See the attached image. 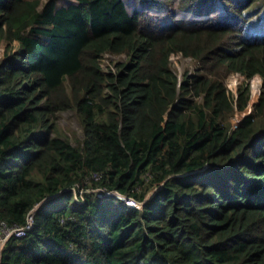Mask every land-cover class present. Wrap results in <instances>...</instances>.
<instances>
[{
  "label": "trees",
  "instance_id": "1",
  "mask_svg": "<svg viewBox=\"0 0 264 264\" xmlns=\"http://www.w3.org/2000/svg\"><path fill=\"white\" fill-rule=\"evenodd\" d=\"M201 1L149 16L124 0H0V221L25 224L60 192L0 264H264V81L249 111L250 88L232 99L222 84L264 80V41L242 31L260 0L197 19ZM179 8L194 18L161 32ZM107 51L129 59L105 72ZM177 51L198 64L180 87ZM68 109L84 124L76 144L56 124Z\"/></svg>",
  "mask_w": 264,
  "mask_h": 264
},
{
  "label": "clouds",
  "instance_id": "2",
  "mask_svg": "<svg viewBox=\"0 0 264 264\" xmlns=\"http://www.w3.org/2000/svg\"><path fill=\"white\" fill-rule=\"evenodd\" d=\"M188 0H158L157 3H150L148 2L147 0H124V2L126 3V6H127V10L129 12H132V11H141V12H144L145 14L151 16H156V15H160L161 14V11L166 9V7L172 3H174L173 7H176V6H179L181 7L183 4H185ZM262 1V0H260ZM258 1V2H260ZM258 2H253L254 4L249 6L245 11H246V14H245V17L247 19V23L242 27V31H243V38L245 39H248V40H251V41H264V28L262 30H258L260 28V26H262L264 24V7L263 8H260L257 9H253L254 6H255V3H258ZM248 3V0H244V4H243V7ZM253 6V8H252ZM185 9L184 8H179L177 10H174V16H171L169 12H167L165 15L162 14V18L159 20L161 22V25H160V31L161 32H166V33H172L173 31H175L180 23V21L182 20H185V19H190V18H194V16H189L188 14H186L185 12ZM193 12L195 13V15L197 16V19H204L210 15H214L215 14H219V13H223L224 12V9L221 7V5L218 4V0H202L201 3L199 4V8L198 9H195L193 10ZM171 21H172V24H171ZM249 29H252V31H249ZM108 53H111L113 55H122L125 57L124 60L122 61H118L114 64L115 68L116 69H109L108 71H105L103 69V67L101 66V59L103 57L104 54H108ZM175 53H181L182 55H184L181 51H177V52H173L171 53L170 55V62H171V56L172 54H175ZM186 56V55H184ZM191 57V56H189ZM192 58V57H191ZM129 59V55L127 52L123 51V52H119V53H115V52H104L100 58H99V62H100V66L102 67V69L105 71V72H110V71H113L115 72L117 70V63H121V62H127ZM195 61V60H194ZM196 63V69H198V64L197 62L195 61ZM195 69V70H196ZM174 71V70H173ZM195 73V72H194ZM231 73V72H230ZM240 73V72H239ZM176 74V73H175ZM190 74V73H188ZM229 74V73H228ZM242 74V73H240ZM243 75V74H242ZM255 75H258L260 76L261 78V82H260V86H261V89H260V93H259V96L260 94L262 93V89H263V77L262 75H260L259 73H256L252 76H250L249 78L255 76ZM245 76V75H244ZM246 77V76H245ZM248 78V77H247ZM178 79V86L180 87V85L182 84L183 80H180L179 77H177ZM238 95V94H237ZM236 95V97H237ZM259 98V97H258ZM258 101V100H257ZM249 102V101H248ZM71 189H73L76 193V198H77V201L79 203L83 202V197H80V196H83L82 194V190H79L80 191V195L77 193L78 189L75 187V186H72L70 187ZM161 187H157L155 189H152V190H155V192ZM63 190H66V189H63ZM91 191H95L97 192L98 196L100 197H103L104 195H116L120 198H122L125 202H127L129 205H133V206H141L140 203L142 204L143 202H139L135 199H133L132 197H128L127 195L125 194H122V193H119L118 191L116 190H111V189H90ZM89 190V191H90ZM151 191V190H150ZM154 192V193H155ZM59 193H56V194H53V195H48L46 196L45 198H43L40 202H38L37 204H35L33 206V208L31 209V211L28 213V215L33 212V220H32V226L30 227V229H28L27 231H25L24 234H21V235H16V234H13L11 235L9 238H11L12 236H16V237H21V236H26L28 233H30L32 231V229L34 228V214L35 212L44 204L46 203L47 201H49L50 199L54 198L55 196L59 195ZM154 195V194H153ZM152 195V196H153ZM151 196V197H152ZM150 197V198H151ZM149 198V199H150ZM148 200V199H145V201ZM28 215H27V219H26V223L25 224H22V225H15L16 227H26L28 224H29V220H28ZM13 226V225H12ZM8 238V239H9ZM8 239L6 240V242L8 241ZM5 242V243H6ZM4 243V245H5ZM3 245V247H4ZM2 247V249H3ZM2 249L0 251V260H1V253H2Z\"/></svg>",
  "mask_w": 264,
  "mask_h": 264
},
{
  "label": "rangeland",
  "instance_id": "3",
  "mask_svg": "<svg viewBox=\"0 0 264 264\" xmlns=\"http://www.w3.org/2000/svg\"><path fill=\"white\" fill-rule=\"evenodd\" d=\"M37 1V6H42L46 3L47 0H33ZM264 7V0L255 3V6L253 9L257 8L260 10V8ZM264 9V8H263ZM264 28V24L260 26L258 30H262ZM252 31V29H249L248 33ZM6 45V41L3 39H0V52H3V49ZM125 57L120 55H113L111 53L104 54L101 59V66L105 71H108L109 69H116L114 64L118 61L124 60ZM171 67L176 73L177 77H179L180 80L184 79L187 73L193 74L196 70V63L193 58L189 56H184L181 53H175L171 56ZM260 82L261 78L258 75H255L251 78H247L244 75L240 74L239 72H231L225 76L222 77V84L225 86V89L228 93H230V97L234 99L236 95L240 92V87H247L250 88V98L249 102H247L246 105V111H249L253 105L256 104L259 93H260ZM234 102V101H233ZM56 124L57 127L61 130V132L65 133L69 137H71L73 144H76L78 141H81V139L84 137V124L83 121H81L80 116L74 109H68V110H62L57 113L56 117ZM83 192V190L81 191ZM155 190L148 191L146 194L145 199H149L153 194ZM77 193H80L77 191ZM141 205V203H140Z\"/></svg>",
  "mask_w": 264,
  "mask_h": 264
},
{
  "label": "built area",
  "instance_id": "4",
  "mask_svg": "<svg viewBox=\"0 0 264 264\" xmlns=\"http://www.w3.org/2000/svg\"><path fill=\"white\" fill-rule=\"evenodd\" d=\"M96 177V175H95ZM29 224L26 227H16L15 225H8L4 221H0V251L6 242V240L13 234L21 235L24 234L25 231L30 229L32 226V220H33V212H31L28 215Z\"/></svg>",
  "mask_w": 264,
  "mask_h": 264
}]
</instances>
